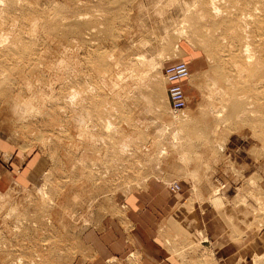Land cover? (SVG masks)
<instances>
[{"label": "rangeland", "instance_id": "1", "mask_svg": "<svg viewBox=\"0 0 264 264\" xmlns=\"http://www.w3.org/2000/svg\"><path fill=\"white\" fill-rule=\"evenodd\" d=\"M221 1L0 0V264H95L108 222L138 232L124 204L175 183L224 234L162 228L182 264H264V38L211 27L264 0ZM179 61L176 115L162 69ZM122 259L105 264L142 261Z\"/></svg>", "mask_w": 264, "mask_h": 264}, {"label": "crops", "instance_id": "2", "mask_svg": "<svg viewBox=\"0 0 264 264\" xmlns=\"http://www.w3.org/2000/svg\"><path fill=\"white\" fill-rule=\"evenodd\" d=\"M177 194L170 193L163 188H151L148 198L139 195L124 204L127 208L129 220L134 225L137 233L131 232L132 241H129L127 232L121 228L120 222H108L107 228L103 229L101 236L95 238V249L97 257L101 259L95 264H105L110 258L121 259L128 257L129 254L139 252L142 257L141 264H182L179 257L168 251L161 231L167 229L166 235L183 238L192 237L198 232L211 234L213 238L216 235H224L222 231L213 232L212 218L207 214L202 216L199 209L185 208L186 198L182 192H187L183 187ZM194 188L192 189V192ZM192 197L188 201L191 206ZM124 206H122L124 208ZM202 242H207L203 240ZM220 242L216 248L220 249ZM213 246L215 244L213 243ZM212 244L211 247L213 248ZM236 257V255H234ZM240 254L237 256L239 257ZM236 264V262H234ZM241 264V263H239Z\"/></svg>", "mask_w": 264, "mask_h": 264}, {"label": "bare ground", "instance_id": "3", "mask_svg": "<svg viewBox=\"0 0 264 264\" xmlns=\"http://www.w3.org/2000/svg\"><path fill=\"white\" fill-rule=\"evenodd\" d=\"M211 1V0H210ZM219 1V0H218ZM224 1V0H223ZM223 1H221L222 3H224ZM246 3V2H245ZM240 4V3H239ZM239 4H238V6H239ZM257 4H259L258 2H257ZM260 4H262V3H260ZM212 5H216V4H211V5H209L210 7H212ZM249 5H250V3H249ZM248 5V6H249ZM206 6V5H205ZM250 6H252V5H250ZM207 7V6H206ZM205 7V8H206ZM234 7V6H233ZM246 7V6H245ZM256 7H259V6H256ZM204 8V7H203ZM236 8V7H235ZM211 9V8H210ZM213 9H214V7H213ZM213 9L211 10V11H213ZM248 9V8H247ZM257 9V8H256ZM214 10H218V8L216 7ZM222 10V9H221ZM234 10V9H233ZM258 10V9H257ZM256 10V11H257ZM216 11H214V12H216ZM254 11V10H253ZM258 12H259V10H258ZM261 12V11H260ZM262 12H264V7H263V11ZM213 13V12H212ZM218 13H221L219 10H218ZM256 13V12H255ZM204 14V13H203ZM206 14V13H205ZM215 15H217L216 13H214ZM225 14V13H224ZM246 14V13H245ZM251 14V13H250ZM253 14V13H252ZM209 15V14H208ZM214 15V16H215ZM248 15V14H247ZM206 16V15H205ZM219 16V15H218ZM243 16L244 17H246L244 14H243ZM242 16V17H243ZM249 17H247V20H246V23H245V25L244 26H239V25H237V27L235 26V27H233L234 25H235V21H233V20H223L222 18L220 19V18H218V20H216L214 23H212V25H211V27L212 28H221L223 31H224V33H226V34H228V35H230L231 37H239V36H242V34H240L239 35V33H241V31H246L247 30V27H250L251 28V30L253 31V32H256V33H259L260 35H262V37L264 38V14L262 15V16H256V17H251L250 15H248ZM211 17V16H210ZM213 17V16H212ZM220 17V16H219ZM222 17V16H221ZM214 18V20H215V17H213ZM233 18V17H232ZM236 19H238V18H236ZM213 22V21H212ZM243 22V21H242ZM249 28V29H250ZM221 31V30H220ZM234 32V34H233V32ZM248 31V30H247ZM230 33V34H229ZM243 33V32H242ZM246 33V32H245ZM248 33V32H247ZM234 35V36H233ZM235 35H237V36H235ZM247 36H248V34H246ZM229 37V36H228ZM223 39V38H222ZM237 39V38H236ZM225 40V39H224ZM245 41V40H244ZM261 42V41H260ZM247 46V45H246ZM246 46H245V48H246ZM247 47H250V49H253V48H251V46H247ZM249 49V50H250ZM245 51H248V48L245 50ZM251 51H253V50H251ZM255 52V51H254ZM246 53V52H245ZM244 53V54H245ZM249 53V52H248ZM247 53V54H248ZM251 53V52H250ZM263 53H264V51H263ZM246 54V55H247ZM253 55H255V54H253ZM255 57V56H254ZM247 58H249V60H250V57H246V61H247ZM253 58V57H252ZM262 59V61H264V57H262L261 58ZM248 60V61H249ZM254 60V59H253ZM252 60V61H253ZM258 60V59H257ZM257 60H255V61H257ZM247 61V62H248ZM262 61H260L261 63H259V61H257L259 64L257 65V68L256 69H254L253 70V68L251 67V69H249V68H247V66H246V68L249 70V71H251V70H253L252 71V75L251 76H253V78L255 77V79H256V81H257V84L259 85L258 87H260L261 88V90H258V87H257V91H259V93L258 94H262V91H263V89H264V62H262ZM249 63V62H248ZM247 63V64H248ZM250 63H252L251 61H250ZM255 63V62H254ZM235 65H236V63H234ZM250 65H252V64H248V66H250ZM254 65H256V64H254ZM253 66V65H252ZM236 68H237V66H235ZM239 68V67H238ZM245 68V69H246ZM242 69V68H241ZM244 68H243V70H245ZM247 69H246V75H247ZM237 70H239V69H237ZM239 73V72H238ZM240 73H241V70H240ZM239 73V74H240ZM242 74H244V71H242ZM241 75V74H240ZM242 77V76H241ZM250 77V76H249ZM186 82L187 81H185L184 82V85H186ZM252 82V81H251ZM253 83V82H252ZM158 84V83H157ZM248 85V84H247ZM157 88H158V90H157ZM156 88V90L158 91V92H160V90H162V84L160 83L159 85H158V87ZM238 89V88H237ZM241 89V88H240ZM155 90V91H156ZM251 90V89H250ZM249 90V91H250ZM245 92V91H244ZM261 92V93H260ZM160 93H162V92H160ZM160 93H158V94H160ZM245 93H248L249 94V92H245ZM249 96V95H248ZM248 96H246V98L248 97ZM260 96V95H259ZM249 98V97H248ZM245 99V98H244ZM247 100V99H246ZM253 100V99H252ZM239 101V100H238ZM238 101H236V102H238ZM241 101V100H240ZM245 101V100H244ZM251 101V100H250ZM241 102H243V101H241ZM247 102H249V101H247ZM239 104H240V102H238ZM242 104V103H241ZM238 105V104H237ZM244 105H246L245 103L243 104V106L241 107V105H240V107L242 108V110H243V107H244ZM247 105H248V103H247ZM257 105V104H256ZM251 106V105H250ZM239 107V106H238ZM246 107H248V106H245V108ZM250 108V107H249ZM239 109V108H238ZM237 109V110H238ZM237 110H234V111H237ZM244 110H246V109H244ZM248 110V109H247ZM233 111V112H234ZM251 111H252V109H251ZM173 112V111H172ZM238 112V111H237ZM246 111H243L242 113H245ZM254 112V111H253ZM252 112V113H253ZM174 114H176V115H179V114H177V112H173ZM182 113V112H181ZM235 113V112H234ZM255 113V112H254ZM248 115V114H247ZM175 116V115H174ZM249 116V115H248ZM180 122V121H179ZM186 122V120H182V123H185ZM186 124H187V128H190L192 131H197L196 130V128L198 127V126H195V124L193 125V123L191 122V121H187L186 122ZM198 125V124H197ZM184 127V126H183ZM182 128V127H181ZM199 128V127H198ZM197 128V129H198ZM201 129V128H200ZM178 130V129H177ZM187 130V129H186ZM179 131H182V130H179ZM188 131V130H187ZM191 131V132H192ZM193 133V132H192ZM165 154V153H164ZM163 155V154H162ZM208 244V243H207Z\"/></svg>", "mask_w": 264, "mask_h": 264}, {"label": "built area", "instance_id": "4", "mask_svg": "<svg viewBox=\"0 0 264 264\" xmlns=\"http://www.w3.org/2000/svg\"><path fill=\"white\" fill-rule=\"evenodd\" d=\"M162 74L167 82V95L169 106L172 111L180 112L185 110L189 104V98L184 87V82L190 78V69L186 62L179 61L166 64ZM181 191L178 183L170 187V192L177 194Z\"/></svg>", "mask_w": 264, "mask_h": 264}]
</instances>
